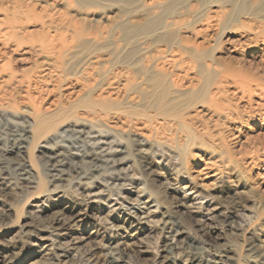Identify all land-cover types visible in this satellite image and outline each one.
I'll use <instances>...</instances> for the list:
<instances>
[{"label": "rangeland", "instance_id": "1", "mask_svg": "<svg viewBox=\"0 0 264 264\" xmlns=\"http://www.w3.org/2000/svg\"><path fill=\"white\" fill-rule=\"evenodd\" d=\"M71 1L75 9L90 13L99 25L109 30L108 44L146 48L136 56L151 52L159 61L180 57L185 64L176 67V71L183 73L185 69L189 77L199 72L198 67L190 64L197 65L204 57L214 71L228 64L264 81V0ZM30 9L27 1L0 0V20L11 21L17 15L15 11ZM34 10L38 12L39 8ZM106 16L116 20L115 23L110 26ZM158 19L160 24H156ZM145 25L150 27L140 31V42L134 41L135 34L122 35L125 26L139 30ZM39 28V23L27 26L31 31ZM166 32L173 33L171 41L164 36ZM180 37L185 38L183 44ZM98 54L104 59L109 55L105 65L111 72L129 70L120 63L124 61L120 60L123 54L116 59L109 51ZM11 56L19 58L17 54ZM25 66L23 62L19 68ZM189 77L184 79L186 84L191 80ZM226 90L224 97L237 104L239 115L247 121V124L236 123L240 126L238 134L241 133L238 138L231 139L229 135L231 127L237 126L235 123L225 122L224 117L206 104L184 101V111L180 108L178 111L186 119L184 125L196 135L194 142L187 149L182 148L187 136L178 126L170 130L172 144L151 140L142 158L133 153L127 131H114L73 118L36 141L30 133H21L17 128L10 134L7 123L0 119V148L5 149L7 141L19 139L20 134L25 138L7 151L4 162L24 159L35 177L31 182L24 175L9 171L10 187L0 194V210L9 214L0 223V264H72L73 259L74 264H103L114 257L122 259L120 264H165L166 260L187 264L192 251L197 250L204 258L217 252L226 254L229 257L223 258L226 264H253L251 255L262 251L259 241L264 238L259 229L262 216L258 211L259 206L264 207V183L257 174L259 170L244 162L248 160V152L264 147V133L249 118L246 100L238 99L233 88ZM57 95L55 92L48 96L44 103L48 105ZM6 119L20 125L27 120L10 111L6 112ZM81 129L83 135L79 137L77 131ZM119 141L125 148L121 154L115 152L121 148ZM53 145L72 147L75 153L93 146L96 152L112 153L108 162L120 158L122 162L114 170L102 166L103 170L100 168L94 176L91 168L86 175H76L69 171L67 163L63 169L68 174L50 181L42 177L45 164L41 152L43 146ZM210 151L220 154L228 164L216 178L198 174ZM72 161L80 159L73 157ZM84 162V166H90L87 160ZM236 163L242 171L238 170V182L233 179L232 170ZM116 174L119 180L111 178ZM242 183H246L245 189ZM164 212L180 221L184 238L191 239L193 246L165 250L167 236L172 241L180 236L160 230Z\"/></svg>", "mask_w": 264, "mask_h": 264}, {"label": "bare ground", "instance_id": "2", "mask_svg": "<svg viewBox=\"0 0 264 264\" xmlns=\"http://www.w3.org/2000/svg\"><path fill=\"white\" fill-rule=\"evenodd\" d=\"M16 1H27L32 9L15 11L17 15L13 16L11 21L5 18L0 20V119L7 123L10 134L13 133L14 128H17L21 133L24 131L30 133L32 139L35 138L37 141L51 132L54 133L58 124L61 125L73 118L80 119L98 126H106L114 131H127L133 153L142 158L146 153L145 146L151 143V140L172 144L170 130H176L180 126L181 131L187 136L182 148L187 149L194 142L196 135L184 125L186 119L178 111V108L184 111L182 106L185 102L200 106L206 104L214 113L224 117L225 122L247 124L246 119L239 115L237 104L224 97L228 93L227 87L233 88L232 92L237 94L238 99L246 100L249 105L247 109L249 118L253 120V125L263 129L261 132L264 133V81H261V77L250 75L241 68L228 64H224L223 69L214 71V68L212 69L211 65L205 62L204 57H201L203 61L197 65L190 64V67H198L199 72L189 77L185 69L183 73L176 71V67L180 68L185 64L180 57L159 61L151 52L136 56L139 52L146 51L144 50L146 48L140 45L125 48L126 46L108 44L106 34L109 30L99 25V21L90 16V13L75 9L71 0ZM36 7L39 8L38 12L34 10ZM69 11L76 14H71ZM105 18L110 26L116 21H112L108 16ZM31 23H39L40 28L35 31L28 30L27 26ZM156 24H160L159 19ZM107 26L109 28V25ZM149 27L150 25H145L136 30L125 26L122 35L135 34L137 38L134 41L140 42L138 34L143 28ZM164 36L171 41L173 33L166 32ZM103 42L106 45H102ZM179 42L183 44L185 38L180 37ZM182 49L184 51L185 47ZM102 51H109L110 55L114 54L115 59L123 54L120 60L124 61L120 63L131 71L111 72V69L105 65L110 57L107 54V59H104V56L98 54ZM12 54L19 55V58L12 57ZM23 62L26 66L19 68ZM188 77L191 80L186 84L184 79ZM55 92L58 95L50 102L47 100L48 105H46L44 103L46 98ZM9 111L27 120L21 125L8 123L5 120H7L6 112ZM238 127L240 128L239 125L231 127L229 132L231 139L241 135L238 134ZM225 128L227 130L228 126L225 125ZM82 132V129L77 131L79 137L83 135ZM21 135L23 134H20L19 139L17 137L9 139L5 149L0 148V194L10 187V169L17 176L24 175L25 179L34 182V172L32 173L24 159L12 163L4 162L7 151L25 140ZM119 145H121L120 141ZM56 146L58 145L43 146L45 149L41 152L45 164L42 177H48L50 181L59 180L64 174H68L63 169L67 163L70 165L69 171L76 175H86L91 168V176H94L102 166H109L114 170V166L122 162L121 158L108 162V156L112 153L106 150L96 152L93 146L85 147L86 149L79 152L80 154L73 152L72 147ZM119 147L121 148L115 152L124 153V146ZM207 147L210 148L209 145ZM183 153L186 154L185 150ZM73 157L79 158L80 161L73 162ZM247 159L244 164L256 167L259 170L257 174L264 183V147L248 152ZM86 160L89 167L84 166ZM235 165L232 168L233 179L238 182L240 181L238 170L242 171L240 165L237 163ZM223 167H228L223 157L210 151L198 174L216 178L223 172ZM111 178L119 180L120 177L116 174L111 175ZM240 185L245 189L246 183ZM263 210L264 207L259 206L258 211L262 216L259 229L264 237ZM8 215L7 211L0 210V223ZM181 227L177 218L169 213H163L160 230L168 235L176 232L180 236L175 241L167 236L164 242L165 250L171 251L178 246L194 245L191 239L188 241L186 236L184 238ZM31 229L33 228H29ZM259 242L262 251L251 255L253 264H264V238ZM249 251L252 253L253 249ZM191 254L187 264H226L225 260L229 259L226 254L221 255L218 252L207 258H204L198 250L192 251ZM121 262L122 259L114 257L107 259L103 264ZM74 263L73 259L72 264ZM165 264L175 263L166 260Z\"/></svg>", "mask_w": 264, "mask_h": 264}]
</instances>
